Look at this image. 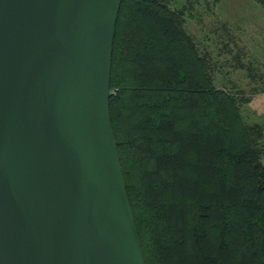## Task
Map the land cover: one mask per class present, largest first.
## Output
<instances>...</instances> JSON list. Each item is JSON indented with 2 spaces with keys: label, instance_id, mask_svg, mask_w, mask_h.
Instances as JSON below:
<instances>
[{
  "label": "water",
  "instance_id": "water-1",
  "mask_svg": "<svg viewBox=\"0 0 264 264\" xmlns=\"http://www.w3.org/2000/svg\"><path fill=\"white\" fill-rule=\"evenodd\" d=\"M119 0H0V264H145L113 135Z\"/></svg>",
  "mask_w": 264,
  "mask_h": 264
},
{
  "label": "trees",
  "instance_id": "trees-1",
  "mask_svg": "<svg viewBox=\"0 0 264 264\" xmlns=\"http://www.w3.org/2000/svg\"><path fill=\"white\" fill-rule=\"evenodd\" d=\"M176 3L119 0L112 47L110 120L145 264H264V121L243 114L264 87H217Z\"/></svg>",
  "mask_w": 264,
  "mask_h": 264
},
{
  "label": "rangeland",
  "instance_id": "rangeland-1",
  "mask_svg": "<svg viewBox=\"0 0 264 264\" xmlns=\"http://www.w3.org/2000/svg\"><path fill=\"white\" fill-rule=\"evenodd\" d=\"M176 4L184 6L186 32L213 64L217 87L232 92L233 88L264 87V9L260 4L253 0H177ZM246 113L251 123L263 122L264 96H254L243 108Z\"/></svg>",
  "mask_w": 264,
  "mask_h": 264
},
{
  "label": "crops",
  "instance_id": "crops-1",
  "mask_svg": "<svg viewBox=\"0 0 264 264\" xmlns=\"http://www.w3.org/2000/svg\"><path fill=\"white\" fill-rule=\"evenodd\" d=\"M259 96H264V91H260L255 95V97H259ZM263 162H264V158H263Z\"/></svg>",
  "mask_w": 264,
  "mask_h": 264
}]
</instances>
